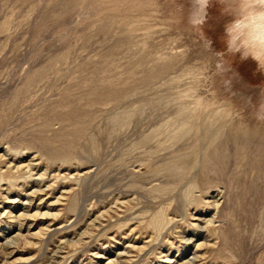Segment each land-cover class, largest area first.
<instances>
[{"label": "rangeland", "instance_id": "1", "mask_svg": "<svg viewBox=\"0 0 264 264\" xmlns=\"http://www.w3.org/2000/svg\"><path fill=\"white\" fill-rule=\"evenodd\" d=\"M209 64L186 0H0V264H264V122Z\"/></svg>", "mask_w": 264, "mask_h": 264}, {"label": "clouds", "instance_id": "2", "mask_svg": "<svg viewBox=\"0 0 264 264\" xmlns=\"http://www.w3.org/2000/svg\"><path fill=\"white\" fill-rule=\"evenodd\" d=\"M213 7L219 13L217 22H223L220 51L206 32ZM186 22L199 38L219 87L264 122V82L247 84L233 70V62L239 58L254 62L256 71L264 74V0H186Z\"/></svg>", "mask_w": 264, "mask_h": 264}, {"label": "bare ground", "instance_id": "3", "mask_svg": "<svg viewBox=\"0 0 264 264\" xmlns=\"http://www.w3.org/2000/svg\"><path fill=\"white\" fill-rule=\"evenodd\" d=\"M37 156H34L33 158H36ZM32 158V159H33ZM39 164V163H38ZM36 166L37 165H32V164H27V165H25V167H23L25 170H24V173H26V172H28L29 174H28V176H27V178L29 179V180H32V181H39V179H40V177H37V178H35L34 180H33V176H32V174H33V169H35L36 168ZM9 167V166H8ZM21 167V166H20ZM16 170L17 171H19V175L17 176L18 178H21V177H23V174L24 173H22V171H23V169L22 170H20V168H19V166H17V168H16ZM26 177V176H25ZM33 177V178H32ZM45 177V176H44ZM24 178V177H23ZM26 178V179H27ZM39 178V179H38ZM25 179V178H24ZM38 179V180H37ZM3 183V178H0V184H2ZM29 182V181H28ZM34 183V182H33ZM32 192H38V190H33ZM40 193V192H39ZM62 193H67V191H63ZM31 194V193H30ZM222 194V193H221ZM219 195V194H218ZM15 201V200H14ZM210 205H212V206H217L219 203H218V201L217 200H214V201H210V202H208ZM218 203V204H217ZM24 205H26L27 204V202H24L23 203ZM210 208V207H209ZM216 208V207H215ZM216 211V210H215ZM164 214V213H163ZM163 214H161V212L159 211V212H157L156 214H154L152 217H151V219H150V221H149V223H148V226H151L152 227V229H154V230H156V232H158V234L160 233V230H161V228H162V226L163 225H165V223L168 221V219H166V217L163 215ZM219 214H220V212H219ZM202 220V219H201ZM207 220V219H206ZM169 221H170V219H169ZM206 222V221H205ZM168 223V222H167ZM209 223V222H208ZM208 223H206V224H208ZM208 225H210V224H208ZM165 227V226H164ZM198 228V227H197ZM200 231L202 230V231H205L206 229H205V227H199L198 228ZM13 243H15V245L17 244V242L16 241H8V243L6 244L9 248L10 247H14L15 245H12ZM35 244V243H34ZM199 244H201V243H199ZM199 246V245H198ZM118 255H121V253H118ZM124 255V254H123ZM169 263H171V260L169 261Z\"/></svg>", "mask_w": 264, "mask_h": 264}]
</instances>
